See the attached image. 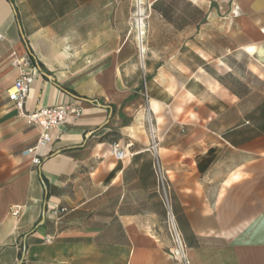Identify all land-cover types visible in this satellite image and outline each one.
Listing matches in <instances>:
<instances>
[{
    "label": "crops",
    "instance_id": "1",
    "mask_svg": "<svg viewBox=\"0 0 264 264\" xmlns=\"http://www.w3.org/2000/svg\"><path fill=\"white\" fill-rule=\"evenodd\" d=\"M142 2L141 54L134 0H0V264H182L169 213L189 264H264V0ZM12 54L38 68L25 111L82 108L37 165Z\"/></svg>",
    "mask_w": 264,
    "mask_h": 264
},
{
    "label": "built area",
    "instance_id": "2",
    "mask_svg": "<svg viewBox=\"0 0 264 264\" xmlns=\"http://www.w3.org/2000/svg\"><path fill=\"white\" fill-rule=\"evenodd\" d=\"M142 4V0H134L133 24L136 30L135 38L141 54L144 52L143 45L146 34L145 17L141 12ZM1 38L2 35H0V39ZM10 64L15 69L17 76L11 89L8 91V99L17 109L18 115L22 116L26 123L33 125L38 129L36 140L33 144L25 147L21 151V155L29 156L30 162L33 165H37L40 163L42 158L49 154L52 143L60 137V127L69 122L71 119L77 118L81 114L82 108L78 103H66L52 106H42L33 111H25L24 104L27 94L35 75L38 73V68L28 55L17 56L12 54ZM145 111L147 131L149 135V149L152 151L156 161V150L159 142L154 132V122L148 107H146ZM111 153L119 160L123 159L127 155L125 149L118 143L112 144ZM157 168L159 172V174L157 173L158 181L165 184V178L158 165ZM47 210L49 212V217L55 226L61 222L63 216L68 211L66 207L58 204H49ZM9 213L15 217H19L23 213V207L20 205H11L9 207ZM168 226L175 244V247L171 251V256L178 259L182 264H189L186 250L170 213ZM51 239L52 235H46L44 237V241L46 242Z\"/></svg>",
    "mask_w": 264,
    "mask_h": 264
},
{
    "label": "rangeland",
    "instance_id": "3",
    "mask_svg": "<svg viewBox=\"0 0 264 264\" xmlns=\"http://www.w3.org/2000/svg\"><path fill=\"white\" fill-rule=\"evenodd\" d=\"M134 35H136V33H134ZM250 76H251L250 79H252L251 87L255 90L254 94L250 98V102L253 103L255 100L264 99V76L262 79H258L256 76H253L252 74ZM154 168H155L156 174L157 173L159 174L155 160H154ZM158 191L162 199L165 201L167 199V195L165 199V194L167 193L165 184H162L160 182ZM67 214H68V211L65 213L63 218ZM167 220H169V214H167Z\"/></svg>",
    "mask_w": 264,
    "mask_h": 264
},
{
    "label": "bare ground",
    "instance_id": "4",
    "mask_svg": "<svg viewBox=\"0 0 264 264\" xmlns=\"http://www.w3.org/2000/svg\"><path fill=\"white\" fill-rule=\"evenodd\" d=\"M172 216V215H171ZM172 221V220H171Z\"/></svg>",
    "mask_w": 264,
    "mask_h": 264
}]
</instances>
